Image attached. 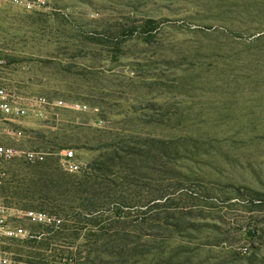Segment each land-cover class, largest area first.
Returning a JSON list of instances; mask_svg holds the SVG:
<instances>
[{"label":"rangeland","instance_id":"374dc122","mask_svg":"<svg viewBox=\"0 0 264 264\" xmlns=\"http://www.w3.org/2000/svg\"><path fill=\"white\" fill-rule=\"evenodd\" d=\"M48 2L0 4V84L88 110L0 115L48 154L0 166V204L63 220L12 264H264V0Z\"/></svg>","mask_w":264,"mask_h":264},{"label":"built area","instance_id":"2783aa9c","mask_svg":"<svg viewBox=\"0 0 264 264\" xmlns=\"http://www.w3.org/2000/svg\"><path fill=\"white\" fill-rule=\"evenodd\" d=\"M0 4L11 5L27 11L49 10L48 0H0ZM3 60L0 57V67ZM16 95L11 94L0 84V115L6 119L16 122L24 118L45 120L50 110L56 107L68 108L73 111H86L88 106L80 103L66 104L62 100H52L47 97L37 96L27 99L26 102H19ZM22 136V131L9 126H0V138L15 140ZM45 152H22L10 145L0 143V166L12 162L16 157H24L30 163H43L47 159ZM64 171L71 174H79L82 171V164L78 161L73 150H65L60 160ZM25 221L30 225L43 226L53 230L62 227L63 220L45 212L36 210H20L5 207L0 204V264H12V260L3 249L8 241L39 240L45 237L43 232H34L22 226ZM24 264V263H21Z\"/></svg>","mask_w":264,"mask_h":264},{"label":"trees","instance_id":"16d2710c","mask_svg":"<svg viewBox=\"0 0 264 264\" xmlns=\"http://www.w3.org/2000/svg\"><path fill=\"white\" fill-rule=\"evenodd\" d=\"M47 160V159H46ZM44 163V162H43Z\"/></svg>","mask_w":264,"mask_h":264}]
</instances>
